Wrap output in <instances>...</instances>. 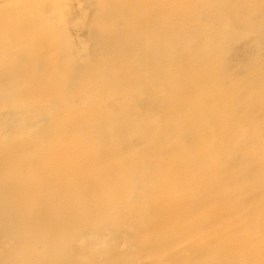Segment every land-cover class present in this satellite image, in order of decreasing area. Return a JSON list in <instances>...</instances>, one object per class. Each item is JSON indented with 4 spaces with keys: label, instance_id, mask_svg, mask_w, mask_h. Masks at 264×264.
<instances>
[{
    "label": "bare ground",
    "instance_id": "6f19581e",
    "mask_svg": "<svg viewBox=\"0 0 264 264\" xmlns=\"http://www.w3.org/2000/svg\"><path fill=\"white\" fill-rule=\"evenodd\" d=\"M56 1L0 0L11 6V17L0 13V202L11 203L3 190L18 196L27 190L20 176L30 179L28 190L44 184L76 200L55 228L36 222L34 233L107 216L149 165L157 167L148 185L159 204L164 192L195 186L198 174L218 165L227 172L204 182L207 189L260 188L245 174L253 165L264 185V58L258 39L247 40L264 31V0H98L96 12L106 17L95 21L109 37L91 36L90 44L68 30L42 27ZM235 42L251 58L241 77L225 62ZM158 84L168 90L170 129L151 132L124 115L91 109L106 92ZM139 143L144 150L135 152ZM136 184L146 187L143 179ZM78 205L90 209L85 219ZM12 216L10 210L5 218Z\"/></svg>",
    "mask_w": 264,
    "mask_h": 264
},
{
    "label": "rangeland",
    "instance_id": "374dc122",
    "mask_svg": "<svg viewBox=\"0 0 264 264\" xmlns=\"http://www.w3.org/2000/svg\"><path fill=\"white\" fill-rule=\"evenodd\" d=\"M96 2L98 0H57L52 5L54 9L45 12L42 17L45 20L42 27L68 30L77 34L84 44L91 43V36L109 37L108 28L95 21L106 17L102 10L96 12ZM10 7V4L0 5V13L5 12L11 17ZM110 19H115L114 26L119 25L116 17L111 15ZM258 21L262 22V19ZM253 38L262 44L260 56L264 58V31L251 35L247 40L252 41ZM239 46V42H235L227 47V65L237 70L242 68L239 72L236 70L234 77L248 72L251 59ZM146 89L143 87L117 94L106 92L97 98L91 109L102 116L106 111L124 115L129 125L140 129L145 127L151 132L160 126L170 129L172 119L165 116L164 110L169 102L168 90L159 84ZM103 100L110 105L98 104ZM160 113L162 116H159ZM178 142L177 139L167 144L165 149H173ZM143 148L139 143L135 152ZM25 157L22 160L27 161L29 158ZM222 167H214L207 175L198 174L195 186L188 184V188L164 192L165 200L159 204L152 201L150 195L155 189L148 185L155 178L153 171L156 172L154 169L157 167L153 169L149 165L144 172L146 176L132 180L129 195L119 204L121 206H113L111 214H103L94 222L62 226L55 234L45 233L39 228L34 233L31 228L36 227V222L41 227L55 228L65 216L64 212L71 214L70 208L76 200L69 202L70 198L67 200L62 192L49 191L44 184L43 189L37 185L28 190L30 179L27 181L28 177L20 176L17 178L19 181L25 178V192L18 196V190L2 191V194H9L11 200L7 201L11 203L0 202V264H264V185L261 184V173H257L255 165L246 168L245 174L256 178L260 187L251 191L234 192L229 186L226 187L227 192L218 188L207 189L204 184L210 178L213 180L224 170L226 174L227 168ZM141 178L146 182V187L142 189L136 184L142 181ZM172 178L177 179L179 175ZM57 202L64 207L58 205L59 208ZM78 206L85 219L90 209ZM8 207L13 213L12 221L5 218L10 212ZM46 207L50 210L45 211ZM21 216L24 218L15 220Z\"/></svg>",
    "mask_w": 264,
    "mask_h": 264
}]
</instances>
